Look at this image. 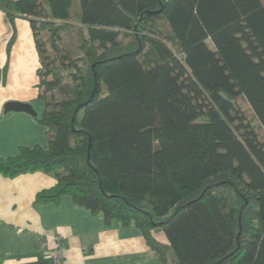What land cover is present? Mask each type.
I'll return each instance as SVG.
<instances>
[{
  "label": "trees",
  "instance_id": "trees-1",
  "mask_svg": "<svg viewBox=\"0 0 264 264\" xmlns=\"http://www.w3.org/2000/svg\"><path fill=\"white\" fill-rule=\"evenodd\" d=\"M0 9L33 30L48 139L0 173L55 174L37 201L69 194L134 224L162 264H264V0Z\"/></svg>",
  "mask_w": 264,
  "mask_h": 264
},
{
  "label": "crops",
  "instance_id": "crops-1",
  "mask_svg": "<svg viewBox=\"0 0 264 264\" xmlns=\"http://www.w3.org/2000/svg\"><path fill=\"white\" fill-rule=\"evenodd\" d=\"M39 66L29 20L17 17L12 24L0 9L1 157L17 155L22 146L48 147L47 126L38 119L45 108L39 97ZM8 101L29 102L37 115L5 111ZM56 183L55 174L42 170L14 176L0 173V264H49L40 243L47 238L52 246L51 236L56 234L65 239L67 264H162L159 253L134 224L107 222L103 213L78 204L69 194L37 201L39 192Z\"/></svg>",
  "mask_w": 264,
  "mask_h": 264
},
{
  "label": "built area",
  "instance_id": "built-area-1",
  "mask_svg": "<svg viewBox=\"0 0 264 264\" xmlns=\"http://www.w3.org/2000/svg\"><path fill=\"white\" fill-rule=\"evenodd\" d=\"M51 239L53 241L52 246H50L47 238L43 239L40 243V246L46 249L48 258L50 260L49 264H67L64 255V237L60 234H56L52 235Z\"/></svg>",
  "mask_w": 264,
  "mask_h": 264
},
{
  "label": "water",
  "instance_id": "water-1",
  "mask_svg": "<svg viewBox=\"0 0 264 264\" xmlns=\"http://www.w3.org/2000/svg\"><path fill=\"white\" fill-rule=\"evenodd\" d=\"M5 111H26L35 116L37 115L31 103L23 101H8L5 104Z\"/></svg>",
  "mask_w": 264,
  "mask_h": 264
},
{
  "label": "rangeland",
  "instance_id": "rangeland-1",
  "mask_svg": "<svg viewBox=\"0 0 264 264\" xmlns=\"http://www.w3.org/2000/svg\"><path fill=\"white\" fill-rule=\"evenodd\" d=\"M73 42H74V41H72L71 43H73ZM74 53H75V57L80 61V66L85 67V66H86V60L83 59V58H84L83 54H82L81 52H77V51H74ZM158 237H159L161 240H163L164 238H166V237L163 235L162 232H160V233L158 234Z\"/></svg>",
  "mask_w": 264,
  "mask_h": 264
}]
</instances>
